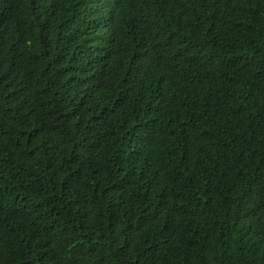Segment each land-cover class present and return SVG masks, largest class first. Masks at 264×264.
Returning <instances> with one entry per match:
<instances>
[{
	"label": "trees",
	"instance_id": "trees-1",
	"mask_svg": "<svg viewBox=\"0 0 264 264\" xmlns=\"http://www.w3.org/2000/svg\"><path fill=\"white\" fill-rule=\"evenodd\" d=\"M0 264H264V0H0Z\"/></svg>",
	"mask_w": 264,
	"mask_h": 264
}]
</instances>
